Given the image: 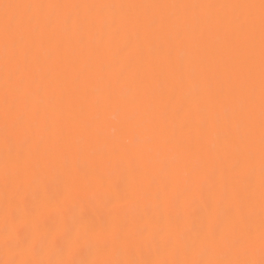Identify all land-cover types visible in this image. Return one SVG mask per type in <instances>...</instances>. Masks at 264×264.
<instances>
[{
  "label": "snow or ice",
  "instance_id": "obj_1",
  "mask_svg": "<svg viewBox=\"0 0 264 264\" xmlns=\"http://www.w3.org/2000/svg\"><path fill=\"white\" fill-rule=\"evenodd\" d=\"M0 264H264V0H0Z\"/></svg>",
  "mask_w": 264,
  "mask_h": 264
},
{
  "label": "bare ground",
  "instance_id": "obj_2",
  "mask_svg": "<svg viewBox=\"0 0 264 264\" xmlns=\"http://www.w3.org/2000/svg\"><path fill=\"white\" fill-rule=\"evenodd\" d=\"M140 2H156V0H140ZM158 2H175V0H158ZM190 2H199V0H190ZM214 2H224V0H214Z\"/></svg>",
  "mask_w": 264,
  "mask_h": 264
}]
</instances>
